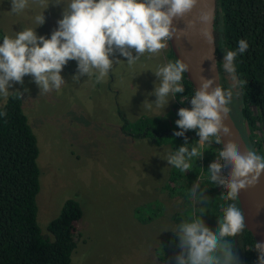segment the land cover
Masks as SVG:
<instances>
[{
    "label": "rangeland",
    "instance_id": "374dc122",
    "mask_svg": "<svg viewBox=\"0 0 264 264\" xmlns=\"http://www.w3.org/2000/svg\"><path fill=\"white\" fill-rule=\"evenodd\" d=\"M59 2L53 6L57 0H27L25 9L13 13L10 0H0V43L4 36L14 38L26 28L50 36L70 0ZM42 14L46 22L38 26L36 16ZM166 44L157 53L140 55L133 64L117 52L110 56L115 62L109 73L99 81L98 70L80 75L77 61L71 60L60 73L65 83L59 90L42 92L25 76L23 85L14 84L7 95L0 94L1 107L10 92L19 91L37 139V221L43 233L64 200L75 198L80 204L81 236L71 264H173L157 258V250L175 229L171 215L180 207L164 188L172 167L167 160L170 146L133 136L122 125L123 119L162 116L171 107L172 94L161 106L154 103V94L149 95L160 86L154 73L171 61L169 41ZM223 75L228 85L224 90L238 91L233 74L223 69ZM145 100L151 108L142 105ZM229 109L241 130L237 114ZM154 202L160 204L158 214L143 223L137 209Z\"/></svg>",
    "mask_w": 264,
    "mask_h": 264
},
{
    "label": "clouds",
    "instance_id": "9594fccd",
    "mask_svg": "<svg viewBox=\"0 0 264 264\" xmlns=\"http://www.w3.org/2000/svg\"><path fill=\"white\" fill-rule=\"evenodd\" d=\"M11 11L18 13L27 7V0H10ZM200 0H70L64 8L57 27L50 36L38 35L36 29L26 28L16 32L15 37L4 36L0 43V94L7 95L14 84H24V77L30 76L42 92L59 90L65 83L60 73L71 60L77 61L80 75H91L92 70H98L99 81L109 73L117 52L129 64L145 52L157 53L167 47L166 41L171 40L176 27L174 20L188 16ZM59 0L53 6H58ZM201 23H211L209 13L201 14ZM46 22L45 16L37 15L38 26ZM194 26V21H189ZM201 35L211 44L210 32L204 29ZM237 51H227L224 54V71L232 75L235 72L234 61L238 54H243L249 47L245 39L238 42ZM135 53V55H133ZM188 65L181 60L169 62L160 67L154 75L160 78V86L154 88L157 106L168 103L167 97L183 93L180 86L183 74L188 71ZM235 77L233 76V79ZM78 79V77H74ZM214 79H201L200 87L190 99L191 108L181 107L178 110L180 119L175 123L181 131L174 136H184L189 130L196 131L200 146L210 144V138L215 137L216 143H221L222 136L230 135V128L224 123L229 113L233 96L231 89L225 91L220 86L212 87ZM211 89V91H209ZM25 91H28L25 89ZM151 108L152 104L145 100L142 104ZM181 146L175 155L168 157V163L187 171L189 164L185 160L200 156L196 147L189 152ZM225 166L230 171L224 173ZM210 180L227 190V198L236 200L238 193L254 186L261 175H264V156L256 151L240 148L228 141L219 152V158L208 166ZM200 187L195 181L190 195H196ZM201 190L200 199L206 201L207 196ZM246 227L242 209L235 203H230L224 209L222 220L218 222L215 232L209 228L203 219L192 222H182L179 231L174 233L179 242L176 247L180 252L172 259L177 264H241L234 246L222 240L225 237H235ZM257 254L256 264H264V242H256L253 248ZM252 249V250H253ZM219 253V254H217Z\"/></svg>",
    "mask_w": 264,
    "mask_h": 264
},
{
    "label": "trees",
    "instance_id": "16d2710c",
    "mask_svg": "<svg viewBox=\"0 0 264 264\" xmlns=\"http://www.w3.org/2000/svg\"><path fill=\"white\" fill-rule=\"evenodd\" d=\"M214 34L222 89L228 87L223 75L225 52L237 51L240 39L249 45L234 61L238 91L232 90L229 106L237 114L239 131L248 147L264 156V0H215ZM168 56L170 62L176 61L171 48ZM180 86L184 92L173 96L174 101L164 115H142L135 121L123 119L122 124L124 131L133 136L148 138L156 145L168 144L171 155L185 146V139L189 152L196 147L203 153L202 159L188 158L186 153L189 169L182 171L172 165L164 185L168 196L178 199L180 207L171 215L175 229L157 250V258L173 264L177 262L172 258L180 252L174 233L182 222L203 219L215 232L228 204L239 207L237 199L229 200L227 190L210 180L208 166L219 158L221 150L215 137L210 138V144L200 146L194 130L174 136V131H181L175 123L180 119L178 110L191 108L190 99L195 93L185 73ZM18 92H10L0 107V264H71V255L80 241L82 210L75 198H67L59 213L48 222L47 234L39 226V147ZM223 171L226 173V167ZM197 180L200 187L196 195H190ZM201 190L208 197L206 201L200 199ZM158 203L143 205L136 216L143 223L149 222L159 212ZM224 241L234 246L241 264H256L258 254L253 248L257 241L249 229L245 227L237 236L225 237L221 243Z\"/></svg>",
    "mask_w": 264,
    "mask_h": 264
},
{
    "label": "water",
    "instance_id": "95a60500",
    "mask_svg": "<svg viewBox=\"0 0 264 264\" xmlns=\"http://www.w3.org/2000/svg\"><path fill=\"white\" fill-rule=\"evenodd\" d=\"M213 7L210 11H206V7L203 0L197 4L196 8L184 18L185 23L188 27V32L190 36L191 52L195 58L196 65L192 66L182 51L180 50L178 44L173 37L169 40L170 48L176 58V60H181L188 65V71L185 72L187 79L192 84L194 90L196 91L200 87L201 79H214V84L212 87L220 86V74L217 66V54H216V43L214 34V20H215V0L213 1ZM203 13H209L211 17V23H201L198 17ZM189 21H194V26L189 25ZM207 29L213 39V42L209 44L205 38L201 35V32ZM211 91V89H209ZM224 123L230 128V135L222 136L220 144L221 149L224 144L228 141L235 143L241 151L250 149L241 135L237 125L233 121L230 112L224 119ZM258 154V153H257ZM226 167V173L230 171V166ZM237 202L239 208L242 209L243 214L249 213L254 217L264 221V175H261L259 181L251 187L241 190L237 196ZM247 229L251 231L250 228L246 226ZM252 235L258 242L254 233L251 231Z\"/></svg>",
    "mask_w": 264,
    "mask_h": 264
},
{
    "label": "bare ground",
    "instance_id": "6f19581e",
    "mask_svg": "<svg viewBox=\"0 0 264 264\" xmlns=\"http://www.w3.org/2000/svg\"><path fill=\"white\" fill-rule=\"evenodd\" d=\"M214 0H203V3L206 7V11H210L213 7ZM174 24L176 27V33L174 35L175 41L178 44L180 50L188 60V62L192 65H196L195 58L193 57V53L191 52L190 36L189 30L185 23L184 18L180 20H174ZM245 223L248 228L254 233L258 242H264V221L260 220L253 215L246 213L244 215Z\"/></svg>",
    "mask_w": 264,
    "mask_h": 264
}]
</instances>
